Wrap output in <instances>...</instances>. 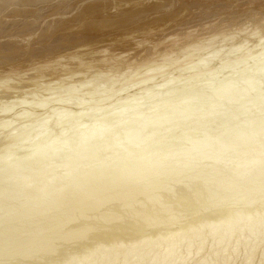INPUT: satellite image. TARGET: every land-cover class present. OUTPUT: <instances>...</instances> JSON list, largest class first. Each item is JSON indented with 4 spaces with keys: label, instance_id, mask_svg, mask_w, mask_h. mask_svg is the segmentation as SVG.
Masks as SVG:
<instances>
[{
    "label": "bare ground",
    "instance_id": "bare-ground-1",
    "mask_svg": "<svg viewBox=\"0 0 264 264\" xmlns=\"http://www.w3.org/2000/svg\"><path fill=\"white\" fill-rule=\"evenodd\" d=\"M255 11H264V0H0V59L6 64L0 78L22 76L8 90L40 89L35 109L46 106L43 96L47 92L65 94L60 98L67 97L66 103L75 104L72 110H57L63 118L60 126L94 117L89 125L84 123L62 137L48 132L50 139H33L27 147L18 144L32 139L28 138L30 132L22 129L14 138L0 141V201L10 204L14 197L23 200L18 210L5 211L0 206V264H96L129 242L126 250L130 255L139 246H148L158 229L172 226L165 230L162 251H158L161 254L153 263L171 264L179 250L177 241L176 250L170 244L174 238L183 242L192 239L189 249L207 236L223 244L224 239L238 234L235 245L245 247L264 234L263 86L249 71L250 75L224 81L215 89L211 83L207 86L210 91L203 93L208 90L204 87L207 79L216 78L230 66L254 60L258 57L254 50L260 46L244 52L251 42L244 40L228 52L223 49L226 58L223 55L224 60L211 69H199L218 55L210 51L212 41L248 30L247 24L225 18ZM261 33L262 40L264 31L258 35ZM28 49L36 58L23 67L13 66ZM45 52L48 54L43 55ZM176 52L183 57L165 65L166 58ZM262 73L259 78L264 79ZM168 75L173 78L170 82L157 83V78ZM107 76L124 78L111 97L78 100L81 94L74 91ZM199 81L206 83H200L202 88L197 85L201 93L195 89L188 92V87L177 102L165 97L153 101L149 108L142 106L146 95L152 96L171 82L185 86ZM242 83L252 86V94L256 89V94L250 96ZM130 89L136 96H128ZM168 89L166 96L174 94L173 87ZM42 122L46 125L48 120ZM43 125L38 124L37 138H33L41 137ZM63 130L65 127L58 134ZM16 144L19 147L15 149ZM137 154L147 155L150 164L136 158ZM103 157L106 159L100 165L114 166L115 171H99L97 162ZM92 163L98 170L89 166ZM17 185L30 194L40 191L42 206L27 203L30 196L21 197L22 189ZM179 214L195 220L178 230L174 220ZM195 224L200 225L198 230ZM137 237L140 242H134ZM93 244L97 245L95 255H71ZM33 245H40V252L27 258L25 253ZM253 250L248 248L247 260ZM260 251L258 264H264V247ZM14 252L24 253L9 254ZM216 260L217 256L207 253L192 264H215ZM183 261L180 258L179 263Z\"/></svg>",
    "mask_w": 264,
    "mask_h": 264
},
{
    "label": "rangeland",
    "instance_id": "rangeland-1",
    "mask_svg": "<svg viewBox=\"0 0 264 264\" xmlns=\"http://www.w3.org/2000/svg\"><path fill=\"white\" fill-rule=\"evenodd\" d=\"M248 1H251V0H245V3H247ZM233 14V13H232ZM243 14V13H242ZM261 14V15H260ZM236 15H238V14H233V15H231L230 14V16L229 17H227V18H225V19H227L228 21H238V22H241L240 24H247V27H248V33H247V31H244V32H233V33H231V34H224V35H221V36H219L218 38H216V40H214V41H212L211 42V44H212V49H210V51H213L214 50V52L216 53V54H218V55H216L215 57L216 58H214V60H212L211 58H209L208 60H206V62H205V64L206 65H203L202 64V67L200 68L199 67V69H203V66H204V68H210V66H211V68L215 65V64H217V61H222V60H224L223 58H224V56H225V58H226V53H224V51L225 52H228L230 49H232L233 47L235 48L236 46H239L240 44H242V42L244 41V40H247V41H251L250 42V45L248 44V47H246L245 48V51L244 52H246V51H249V50H252L253 49V47L255 48L257 45L258 46H260V47H257L256 48V50H254V52H255V54H254V56L256 55V57L257 58H255L254 60H248V62L246 61V63L244 62L243 64H242V66H240V65H238V66H230L229 67V69L228 68H226L225 70H222V71H220L219 73H217L215 76H216V78H214V79H211V82L209 81L210 79H207L205 82L207 83H205L204 81H201V82H204L205 84V86L204 87H207L208 85L211 87V83H214V86H212L211 88H213V89H215V88H217V87H215V85L216 86H220L224 81H232L233 80V82L235 81V80H237V79H239L241 76H243V75H246L245 73H248L249 71H253L252 73H253V75L254 76H256L257 77V84H259V85H262L263 86V88L261 87V86H259V87H261V90L263 91V93H264V79L263 78H261L262 77V75L260 74V73H262V71L264 70L263 68H264V66H262V65H264V64H262V62L264 63V58H263V56H264V52H263V50H264V48H263V46H264V42L262 41V40H264V38L261 40L259 37L262 35V33L260 34V35H258L260 32H263L264 31V21H263V17H264V11L263 12H258V11H255V12H252V13H247V14H243V15H238V17L236 16ZM255 16L254 17V19L253 18H251V16ZM231 16H233V17H231ZM235 16V17H234ZM257 16V17H256ZM249 18V19H248ZM251 19V20H250ZM261 21V22H260ZM248 22V23H247ZM250 24V25H249ZM263 25V26H262ZM260 26H262V27H260ZM252 28V29H251ZM257 29H259V30H257ZM253 30L255 31V32H253ZM260 31V32H259ZM244 33V34H243ZM255 33V35H253ZM248 34V35H247ZM240 36V37H239ZM250 36H252V37H250ZM232 38V39H231ZM234 38V39H233ZM249 38V39H248ZM257 38V39H256ZM251 39V40H250ZM226 40V41H225ZM235 40V41H234ZM220 41H221V43H220ZM262 41V42H261ZM223 42V43H222ZM229 42V43H228ZM230 42H232V43H230ZM235 42V43H234ZM254 42V43H253ZM210 44V45H211ZM219 44V45H218ZM222 46H221V45ZM225 44V45H224ZM260 44H262V46L260 45ZM216 45H218L219 46V48H218V46H216ZM224 45V46H223ZM215 46V47H214ZM31 46H28V48H30ZM213 47H214V49H213ZM221 47V48H220ZM228 47H230V48H228ZM262 47V48H261ZM218 48V49H217ZM225 48H226V50H225ZM248 48H249V50H248ZM252 48V49H251ZM224 49V51H222ZM258 49V50H257ZM33 50V49H32ZM150 51V50H149ZM219 51H221V52H219ZM27 52L28 53H24L23 55H21V56H19L16 60H15V63L14 64H12L13 66H21V67H23V65L24 64H26L28 61H30V60H32V59H35L33 56H34V54H32V52H30L29 51V49L27 50ZM217 52H219V53H217ZM259 52H260V54L261 55H263L262 57H261V55L259 54ZM214 53V54H215ZM241 53V52H240ZM258 53V54H257ZM29 54V55H28ZM48 53L47 52H45L43 55H47ZM51 54V53H50ZM50 54H49V56H50ZM210 54H213V52H211ZM220 54V55H219ZM33 55V56H32ZM224 55V56H223ZM22 56H23V58H22ZM29 56V57H28ZM175 56V57H174ZM178 56V57H177ZM221 56V57H220ZM170 57V58H169ZM169 57H167L166 59V61L165 62H163L165 65H169V64H171L172 62H173V60L175 61L176 59L177 60H179V58H182L183 56H182V53H178V52H176V53H174V54H172V55H170ZM172 58V59H171ZM259 58V59H258ZM261 58H262V60H261ZM24 59V60H23ZM218 59V60H217ZM257 60V61H256ZM259 60V61H258ZM262 62H261V61ZM4 59H0V71H6V70H3L4 68H5V66H6V64L4 63ZM24 61V62H23ZM80 60H77V62H79ZM208 61V62H207ZM21 62H22V64H21ZM71 62H72V60H71ZM17 63V64H16ZM73 63H76L75 61H73ZM169 63V64H168ZM204 63V62H203ZM211 64V65H210ZM244 66V67H243ZM232 67V68H231ZM234 67V68H233ZM246 67V68H245ZM256 67V68H255ZM263 67V68H262ZM210 68V69H211ZM241 68V69H240ZM260 68V69H259ZM237 69V70H236ZM261 69H263L262 71H261ZM198 70V69H197ZM244 70V71H243ZM256 70H260L258 73H256L257 71ZM203 71V70H202ZM204 71H205V69H204ZM255 71V72H254ZM251 72H250V74H251ZM234 75H233V74ZM256 73V74H255ZM243 74V75H242ZM249 73L247 74V75H250ZM263 75H264V72L262 73ZM236 75H237V78L235 79V77H236ZM241 75V76H240ZM259 75H261V77L259 78ZM170 75H168V76H166V77H163V78H161V79H156L157 80V83H161V85L163 84L164 85V83L166 84L167 83V81L168 82H170L173 78H168ZM220 76V77H219ZM224 76V77H223ZM227 76H228V78H229V80H228V78H227ZM232 76V77H231ZM112 77H113V79L114 80H112ZM106 78V79H105ZM109 78V79H108ZM226 78H227V80H226ZM22 79V76L21 77H15V78H0V122L2 121V124L5 126V124H6V126L4 127L2 124H0V141L1 140H10L11 138H14V136L18 133V132H20V130L22 131V132H24V131H29L30 133V135L28 136V138L29 139H31V140H28V142L26 141V140H23V141H21V142H19L18 144H22L23 143V147H27L29 144H31V142H33V139H34V141H36V142H38L39 140L41 141H45V140H48V139H50L51 137H49V133H51L50 135H61V137L62 136H64L66 133H68L69 131L71 132V131H73L76 127L78 128V126H80V125H85V124H87V125H89L90 123H92V121H94L93 119H94V117H91V118H88V119H81V120H79L78 121V123L76 124V122H73L71 125L70 124H65L64 126H60L61 125V123H60V121L62 122L63 120V118H59V116H60V114H62L64 111H60L62 108L63 109H66V110H72L71 108L73 107V105L72 104H75L74 102L72 103V101H70V102H68V103H66L67 101H65L66 99H67V97H63V98H60V97H62V95H65V94H60V95H56V94H53L54 92L55 93H58V92H56V91H52V93H48L47 92V95L46 96H43L44 97V100H46L47 99V103H46V106H45V104H44V107H42V108H40V109H38V108H34V105H35V103H36V101H38L40 98H38L37 97V95H38V93H36V91H40V89H37V88H33V89H35V90H33V91H30V92H25V89H20V91H16L17 93H14V92H12V91H9L8 90V88H11L12 87V85H14V84H17L20 80ZM260 79H262V80H260ZM124 80V78H122V77H120V79L118 78V77H115V76H107V77H104V78H102V80L100 79H98L97 81H100V82H97V81H95L94 83H91V85L89 84V85H86L85 87H81V88H79L78 89V91L76 92V91H74L75 93H77V94H79L80 95V97L78 98V100H84V101H86L87 99L88 100H90V101H93V100H97V99H105L106 97H108V95H110V97L112 96V93H114V91H115V88L116 87H118L119 85H120V83L122 82ZM166 80V81H165ZM215 80V81H214ZM217 80H218V82H217ZM221 80V81H220ZM105 81V82H104ZM121 81V82H120ZM254 81V83L256 84V82ZM261 81L263 82L262 84H261ZM113 82V83H112ZM116 82L118 83V84H116ZM200 81L198 82V83H196V84H184L185 86H181V85H178V84H176L175 85V83L174 84H172V82H171V85H169V87H166V88H164V87H162V89L160 88V90L159 91H155V93H153L152 92V96H149L150 98L148 99V98H146V97H148L147 95H146V97H144L143 99H144V101L142 102L143 104H142V106L143 105H154L155 103L154 102H156V101H159V99L160 100H162L163 98H165V97H168L167 99H172L173 101L172 102H175L176 101V99H179V97H181V96H183L184 94L183 93H186L187 92V90H188V87H189V90H188V92H190V89H191V91H193V89H195L196 91H198V93H201V92H203V93H205V91H206V93H208L209 91H210V88L209 87H207V89L208 90H206V89H204L203 91H202V89H200V87L202 88L203 87V85L201 86L200 85V83H201ZM210 82V83H209ZM258 82H260V83H258ZM100 83V84H99ZM110 83V84H109ZM209 83V84H208ZM218 83V84H217ZM93 84V85H92ZM202 84V83H201ZM3 85V86H2ZM102 85H104V86H102ZM106 85V86H105ZM118 85V86H117ZM178 85V86H177ZM194 85V86H193ZM197 85H199V86H197V89H196V86ZM101 86H102V88H101ZM153 86H154V84H153ZM181 86V87H180ZM192 86V87H191ZM242 86H243V88H248V90H246V91H250V92H247V93H249L250 94V96H254L255 94H256V89L254 90V88L252 89V91L254 90L255 91V93L254 94H252V92H251V87L249 88V84L247 85V83L244 85L243 83H242ZM99 87V88H98ZM107 87V88H106ZM108 87H110V88H108ZM174 88V90L173 91H175L174 92V94H173V92L171 93L172 95H168V96H166V94H164L167 90H170V89H168V88ZM184 87H185V89H184ZM191 87V88H190ZM193 87H195V88H193ZM199 87V88H198ZM83 88V89H82ZM96 88H98V90L96 89ZM104 88V89H103ZM176 88V89H175ZM81 89V90H80ZM107 89V90H106ZM112 89V90H111ZM199 89H200V91H199ZM32 90V89H31ZM103 90H106V92L105 91H103ZM110 92H109V91ZM114 90V91H113ZM184 90V91H183ZM27 91V90H26ZM81 91V92H80ZM91 91V92H90ZM93 91H95V92H93ZM113 91V92H112ZM130 92H128L129 94H128V96L129 95H135V90H132V89H130L129 90ZM165 91V92H164ZM208 91V92H207ZM22 92V93H21ZM33 92H35V93H33ZM179 92V93H178ZM181 92H183V93H181ZM82 93H84V94H82ZM90 93V94H89ZM92 93V94H91ZM102 93V94H101ZM161 95H160V94ZM175 93H176V95H175ZM212 93V92H211ZM101 94V95H100ZM105 94V95H104ZM178 94V95H177ZM180 94V95H179ZM248 94V95H249ZM55 95V96H54ZM90 95V96H89ZM151 95V94H150ZM156 95V96H155ZM24 96V97H23ZM29 96H30V98H29ZM55 97V98H52V97ZM88 98H87V97ZM94 96H96V97H94ZM99 96H101V97H99ZM136 96V95H135ZM158 96H161V98L160 97H158ZM164 96V97H163ZM172 96V97H171ZM9 97H10V99H9ZM43 97H41L42 99H43ZM51 97V99H54V100H52L51 101V99H49ZM59 97V98H58ZM85 97V98H84ZM92 97V98H91ZM94 97V98H93ZM98 97V98H97ZM175 97V98H174ZM178 97V98H177ZM28 98V99H27ZM56 98H57V100L59 101V99H60V101L59 102H57V100H56ZM90 98V99H89ZM155 98V99H154ZM158 98V99H157ZM181 98H183V97H181ZM180 98V99H181ZM32 99V100H31ZM36 99V100H35ZM38 99V100H37ZM62 99V100H61ZM93 99V100H92ZM153 99V100H152ZM174 99H175V101H174ZM179 99V100H180ZM20 100V101H19ZM24 100H27L26 102L24 101ZM29 100V101H28ZM149 100V101H148ZM4 101H5V103H4ZM31 101V102H30ZM49 101H51V102H49ZM62 101H64V102H62ZM146 101V102H145ZM154 101V102H153ZM57 102V103H56ZM151 102V103H150ZM177 102V101H176ZM32 104V105H30L29 106V104ZM34 103V104H33ZM145 103V104H144ZM154 103V104H153ZM20 104H24V105H26V107L24 106H20ZM68 104V105H67ZM70 104L72 105V106H70ZM131 104H133V103H131ZM149 105V106H150ZM17 107V109H16V107ZM32 106V107H31ZM64 106V107H63ZM70 106V107H69ZM149 106H148V108H149ZM22 107V108H21ZM68 107V108H67ZM59 108V109H58ZM4 109V110H3ZM7 109V110H6ZM26 109V110H25ZM56 109V110H55ZM15 110V111H14ZM18 110V111H17ZM57 110H59L60 112H62V113H60L59 111L57 112ZM55 111H56V113H55ZM75 111V110H74ZM14 112V113H13ZM6 113V114H5ZM9 113V114H8ZM19 113H21V114H19ZM25 113V114H24ZM53 113H55V114H53ZM57 113L59 114V115H57ZM17 114V116H15ZM49 114V115H48ZM54 115V116H52V115ZM29 115H31V116H29ZM39 115V116H38ZM46 115L49 117H46ZM24 116V117H23ZM26 116V117H25ZM34 116H36V117H34ZM45 117V119H44V117ZM21 117H23V118H21ZM243 117V116H242ZM12 118V119H11ZM19 120H18V119ZM25 118V119H24ZM52 118V119H51ZM54 118V119H53ZM57 118V119H56ZM6 119V120H5ZM51 119V120H50ZM60 119V120H59ZM91 119V120H90ZM240 119H242V118H240V117H237V120H240ZM8 120V121H7ZM13 120V121H12ZM47 121L48 120V122L46 123V125H43L42 123V121ZM49 120H50V122H49ZM57 120H58V122H57ZM88 120H90V121H88ZM3 121H4V123H3ZM16 121V122H15ZM21 121V122H20ZM36 121V122H35ZM38 121V122H37ZM88 123H87V122ZM11 124V126H10V124ZM15 122V123H14ZM29 122V123H28ZM57 122V123H56ZM19 123V124H18ZM37 123V124H36ZM81 123H83V124H81ZM85 123V124H84ZM7 124H8V126L9 127H7ZM17 124V125H16ZM29 124H30V126H29ZM35 124V125H34ZM38 124H39V126H40V124L41 125H43V127L41 126V128L40 129H42L43 130V134L41 135V137H38V139H35V138H33L34 137V135L36 136L37 135V133H35V131L37 130V128H38ZM60 124V125H59ZM74 124H76V125H74ZM23 125H25V126H23ZM74 125V126H73ZM3 126V127H2ZM23 126V127H22ZM36 128H35V127ZM48 126V127H47ZM70 126V127H69ZM21 127V128H20ZM31 127V128H30ZM64 127H65V129L67 130H63V131H65V133L63 132V131H59L60 132V134H58V130H61L62 128L64 129ZM70 129H69V128ZM6 128V129H5ZM27 128V129H26ZM30 128V129H29ZM45 128V129H44ZM61 128V129H60ZM80 128V127H79ZM14 129H16L15 131H14ZM19 129V130H18ZM4 130V131H3ZM9 130V131H8ZM12 131H14V132H12ZM17 131V132H16ZM47 131V132H46ZM7 132V133H6ZM16 132V133H15ZM49 132V133H48ZM55 132H56V134H55ZM14 133V134H13ZM42 133V132H41ZM45 133V134H44ZM61 133H63V134H61ZM214 133H217V131H215ZM4 135V136H3ZM6 135V136H5ZM12 136V137H11ZM46 136H48V137H46ZM36 138H37V136H36ZM47 138V139H46ZM45 139V140H44ZM26 141V142H25ZM31 141V142H30ZM18 144H16V146H14V148L16 149V148H18L19 147V145ZM28 144V145H27ZM26 145V146H25ZM137 157L136 158H139L140 159V161L141 160H144L145 162H147V163H149L150 164V162H151V159H149L148 157H147V155H145V156H143V155H136ZM104 159H106V157H103V158H101L97 163V166L100 168L99 169V171H101V172H105V173H108V174H110L111 172H112V170L113 171H115L116 170V167H115V169H114V166L112 167V166H101L100 165V162L101 161H103ZM246 160L247 159H245L244 161H242V162H246ZM23 161H25V159H23ZM104 162V161H103ZM226 163H229V161H227ZM104 164H106V163H104ZM116 165H118V164H116ZM89 166H92L91 168H94V167H96V166H94V164L92 163V165H89ZM88 166V168H90ZM125 166H128V165H125ZM112 167V168H111ZM229 167H232V166H229ZM96 170H98V168L96 167L95 168ZM18 189H22V191H21V197H24V196H30L29 198V200L27 201V203H30V205L31 206H34V207H41L42 205H41V200H40V191H36V192H34V193H32V194H30V193H28L27 191V189L26 188H24V187H22V186H20V185H17L16 186ZM23 194H25V195H23ZM15 196V195H14ZM40 196V197H39ZM4 198H7V195L4 197ZM233 199V198H232ZM247 199V197H245L244 198V200H243V202L245 201ZM230 200V199H229ZM234 200V199H233ZM22 202H23V200L22 201H20L18 198H16V197H14V198H12L11 200H10V204H7V203H4L2 200L0 201V206H1V208L2 209H4L5 211L7 210H18V209H21V205H22ZM26 203V205L25 206H27L28 204ZM28 207V206H27ZM56 208V207H55ZM54 208V209H55ZM51 212V211H50ZM184 214H179V215H177V218H175L176 220H174L175 222H177V226H175L176 228H178V230L179 229H182L183 228V225H192L191 223L193 222V220H195L194 218H192V217H186V219H184ZM188 218V219H187ZM185 221H184V220ZM160 220H164V219H160ZM159 220V221H160ZM188 220V221H187ZM183 223H182V222ZM187 221V222H186ZM180 222V223H179ZM162 222H159V225L161 224ZM196 225H198L196 228L195 227H193V228H195V230H198V228L200 227V225L199 224H195V226ZM59 227V225L58 226H56L55 228H58ZM172 228V226L171 227H166V229L165 230H168V229H171ZM161 230V231H160ZM165 230H163L162 228L161 229H158L157 230V234L155 233L153 236H152V240L150 241V243L148 244V246H143V245H141V246H139V248L135 251V252H133L132 254H130V255H128L127 254V250H126V245H128L129 243H127V244H124L125 245V247L123 246V244L121 245L122 247H117V248H114L113 250H112V255L111 256H108V257H103V262L102 261H99L100 263L102 262L103 264H106L107 262L109 263V264H123L124 262V264H153L155 261H156V256L157 255H160L161 253L160 252H158V251H162V248H161V245L163 244V237L165 236ZM160 233H159V232ZM239 233V232H238ZM239 234H242V232H240ZM238 235V234H237ZM236 234H233L230 238H228V239H224V242H223V244L221 243V244H218V242L216 241V240H214L212 237H205L206 239L204 240V241H202V240H200L199 242H195L193 245L191 244V246H189V249L187 248L188 246H187V244H188V242H190L192 239H190V240H187L188 242H185L186 241V239H184V242L183 241H178L177 239L178 238H174V243L172 242L173 241V239H172V241H170V244L172 243V245H173V247L175 248V250H176V244H177V242H178V244H179V247L181 248H179V247H177L179 250L174 254V257L171 259V264H178L179 262H180V258H184V261L183 262H181V264H192V262H193V260H196V259H198V258H200V257H202V256H204V255H206L207 253H212V254H214V256L216 257L217 256V260H216V262H215V264H258V262H259V257H261V255H260V249L261 248H263L264 247V234H259V235H257V238H256V240L255 241H253L252 242V244H249V245H247V246H236L235 244H236V236H237ZM156 237V238H155ZM154 238V239H153ZM135 240L137 241V242H140L139 241V238L137 237L136 239H134V242H135ZM153 241H154V243H153ZM175 241H177L176 242V244H175ZM132 242H133V240H132ZM181 242V243H180ZM175 244V245H174ZM182 246H181V245ZM151 245V246H150ZM92 246V245H91ZM143 246V247H142ZM150 246V247H149ZM176 246V247H175ZM192 246H194V247H192ZM224 246L226 247V248H224ZM42 247V246H41ZM190 247H191V249H190ZM236 247H239V248H237L236 249ZM96 248H97V245L96 244H93V246H92V248L91 247H88V249H86V250H81V249H78V250H76V251H74V252H72V254L71 255H79V256H82V255H87L88 256V253H89V256L90 255H95L96 253H97V250H96ZM144 248V249H143ZM187 248V249H186ZM223 248H224V250H223ZM248 248H253L254 250H253V255H252V257L250 258V259H246L245 258V256H246V253H247V251H248ZM40 245H33V246H30L29 247V249L27 250V252L25 253V254H28V257L27 258H32V256H34V255H37V253H39L40 252ZM124 249V250H123ZM199 249V250H198ZM226 249V250H225ZM80 250V252H79V254H78V251ZM89 250H90V252H89ZM126 250V251H125ZM191 250V251H190ZM197 250V251H196ZM231 250V251H230ZM73 251V250H72ZM85 251H88V252H86L85 253ZM19 253V255H23V253L24 252H14V253H9V254H11V255H15V254H18ZM92 253V254H91ZM122 253V254H121ZM159 253V254H158ZM24 254V255H25ZM126 254L129 256L126 260L127 261H125V259H124V262H123V256H126ZM187 254V255H186ZM70 255V254H69ZM69 255L67 256L66 255V257H69ZM190 255V256H189ZM187 257V258H186ZM9 258V257H8ZM24 258V257H23ZM105 258H106V260H105ZM106 262H105V261ZM108 260V261H107ZM110 260V261H109ZM139 261V262H138ZM236 261V262H235ZM99 262H97L96 264H100ZM107 263V264H108ZM83 264H86V263H83ZM180 264V263H179Z\"/></svg>",
    "mask_w": 264,
    "mask_h": 264
}]
</instances>
